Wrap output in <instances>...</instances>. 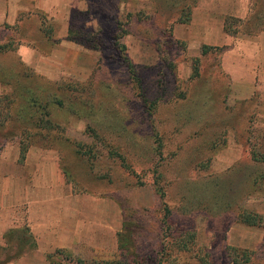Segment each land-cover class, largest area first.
Segmentation results:
<instances>
[{
	"label": "rangeland",
	"instance_id": "1",
	"mask_svg": "<svg viewBox=\"0 0 264 264\" xmlns=\"http://www.w3.org/2000/svg\"><path fill=\"white\" fill-rule=\"evenodd\" d=\"M72 3L0 26L11 49L0 73L26 70L28 87L53 98L55 130L24 124L16 137L54 152L74 192L117 206L124 247L46 262L197 264L199 252L209 264H264V0ZM12 83L0 79V95ZM187 233L189 250L176 252ZM33 242L25 223L0 232V264Z\"/></svg>",
	"mask_w": 264,
	"mask_h": 264
},
{
	"label": "crops",
	"instance_id": "2",
	"mask_svg": "<svg viewBox=\"0 0 264 264\" xmlns=\"http://www.w3.org/2000/svg\"><path fill=\"white\" fill-rule=\"evenodd\" d=\"M68 6L72 0H0V26L12 25L28 8L63 16ZM55 156L30 147L18 162L16 143L0 150V232L25 223L35 245L10 264H48L45 255L56 250L83 260L115 253L119 209L108 200L74 192L58 173Z\"/></svg>",
	"mask_w": 264,
	"mask_h": 264
},
{
	"label": "trees",
	"instance_id": "3",
	"mask_svg": "<svg viewBox=\"0 0 264 264\" xmlns=\"http://www.w3.org/2000/svg\"><path fill=\"white\" fill-rule=\"evenodd\" d=\"M0 53L10 52L11 49L7 47V45H2L0 48ZM0 79L3 80L5 85L15 84L14 88L11 85V91L6 94L0 95V130H4L9 128L10 131L6 135H2L0 137V150L7 143L13 141V138H17L16 144L18 145V162H22L24 155L27 149L33 145V141H27L18 139L17 134L20 136L23 135L24 127L21 125H30L32 128L42 129L44 134H48L55 130V124L50 120L48 104L53 101V98L49 99H41L38 97V93H35L28 86L31 84L29 81L31 79L30 75L26 70L23 71H15L10 72L5 75L0 73ZM23 80L25 84L21 82ZM27 82V83H26ZM21 100V101H20ZM17 103V104H16ZM53 103V102H52ZM57 104H59L57 102ZM38 117H43L44 121L42 124L39 123V120L35 119ZM20 129H19V127ZM14 130H18L19 133H13ZM22 133V134H21ZM240 220L249 226H253L255 221L251 218V216L243 215L240 216ZM117 249L122 250L123 244L121 243V235L117 234ZM185 238V239H184ZM193 239V235L187 233L185 236H180L175 238L174 246L176 248V252H186L189 250L187 243L191 242ZM56 253L64 252L62 250H56ZM134 257L135 255L132 254ZM51 254H47L45 256L46 260H49ZM76 264H82L81 260L76 259ZM234 263L236 261H233ZM197 264H209L206 259V256L197 252Z\"/></svg>",
	"mask_w": 264,
	"mask_h": 264
}]
</instances>
